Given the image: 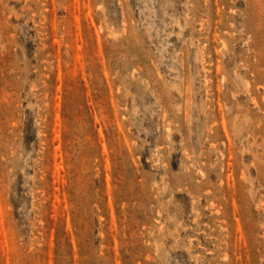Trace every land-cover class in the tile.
I'll return each instance as SVG.
<instances>
[{"label":"rangeland","instance_id":"374dc122","mask_svg":"<svg viewBox=\"0 0 264 264\" xmlns=\"http://www.w3.org/2000/svg\"><path fill=\"white\" fill-rule=\"evenodd\" d=\"M0 264H264V0H0Z\"/></svg>","mask_w":264,"mask_h":264}]
</instances>
